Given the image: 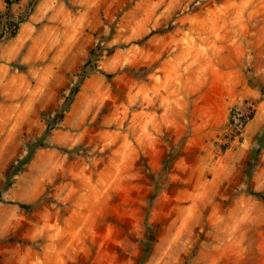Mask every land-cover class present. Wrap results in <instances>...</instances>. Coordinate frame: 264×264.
Here are the masks:
<instances>
[{"label":"rangeland","instance_id":"1","mask_svg":"<svg viewBox=\"0 0 264 264\" xmlns=\"http://www.w3.org/2000/svg\"><path fill=\"white\" fill-rule=\"evenodd\" d=\"M253 192L264 0H0V264H264Z\"/></svg>","mask_w":264,"mask_h":264},{"label":"trees","instance_id":"2","mask_svg":"<svg viewBox=\"0 0 264 264\" xmlns=\"http://www.w3.org/2000/svg\"><path fill=\"white\" fill-rule=\"evenodd\" d=\"M20 22H22V21H20ZM20 22H18L17 24H19ZM153 34H155V32H150V33L148 34L147 37H150V36H152ZM62 151H65V150H62ZM252 195H254V196H256V197H259V198H261V199L264 201V195L261 194L260 192H253ZM18 205H19L20 207H22V208L28 207L27 205H22V204H18Z\"/></svg>","mask_w":264,"mask_h":264}]
</instances>
